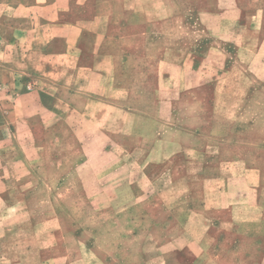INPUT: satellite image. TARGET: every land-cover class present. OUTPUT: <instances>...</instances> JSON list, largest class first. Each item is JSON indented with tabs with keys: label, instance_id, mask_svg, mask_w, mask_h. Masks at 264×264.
<instances>
[{
	"label": "rangeland",
	"instance_id": "374dc122",
	"mask_svg": "<svg viewBox=\"0 0 264 264\" xmlns=\"http://www.w3.org/2000/svg\"><path fill=\"white\" fill-rule=\"evenodd\" d=\"M237 1L241 8L234 0H188V8L157 27L127 24L117 7L96 17L93 0H52L51 17L76 23L66 34L82 47L81 63L97 52L113 56V73L92 72L93 90L76 93L119 105L79 102L72 121L55 127L64 132L59 140L42 138L51 120L35 121L38 161L28 163L22 185L12 173L2 191L8 208L2 222L11 230L0 240V261L179 264L198 251L162 247L179 235L186 215L206 209L203 200L226 188L240 202L232 214L219 210L222 221L214 218V233L204 236L213 260L206 263L264 264V232L248 231L264 230V0ZM16 61H29L33 71L18 75L17 94L40 77L56 79V72H38L44 65L37 58ZM112 84L127 88L125 101L106 91ZM126 112L147 118L141 129L153 136ZM203 160L209 166L202 169ZM255 182L257 191H245ZM255 195L261 204L249 207L245 201Z\"/></svg>",
	"mask_w": 264,
	"mask_h": 264
},
{
	"label": "crops",
	"instance_id": "0c3cea01",
	"mask_svg": "<svg viewBox=\"0 0 264 264\" xmlns=\"http://www.w3.org/2000/svg\"><path fill=\"white\" fill-rule=\"evenodd\" d=\"M51 2L52 0H0V240L5 238L11 230L10 226L2 222L8 210L7 199H4L2 195L3 188L7 186L8 178L12 173L17 183L22 185L24 183L23 171H29L28 163L34 164L38 161L37 157L39 156H36L35 150L32 151V148L37 144V139H39V134L33 128L35 121L38 119L44 123L51 120L46 124L42 138L59 140L62 139L64 132L56 130L55 127L68 125L72 121L71 116L78 112V110H74H76V105L79 102L86 106L100 104L112 109H117L115 106L119 105V102L115 100L107 98L102 100L100 98L90 99L76 93L77 89L82 87L88 93L93 90L92 72L100 71L107 75L112 74L114 71L113 56L109 52H97L91 55L89 62L81 63L82 47L75 38L66 34L70 27L76 23L70 20L64 23V20L59 18L55 20L51 17ZM93 2L94 16L106 17L110 15L109 12L113 7H117V9L124 11L125 22L132 26L143 24L158 27L174 19L176 15L188 8V0L186 2L182 0H93ZM234 2L236 8H241L237 0ZM103 9L105 10L103 11ZM58 25L64 28L63 33L57 29L56 26ZM22 58H37L40 64L44 65V69L38 72L42 74L56 72V79L43 81L44 77H40L42 80L36 81L37 84L33 89L23 94H17L22 89L18 75L33 72L29 61L26 63L16 61V59ZM54 59L57 60L58 65L54 63ZM106 91L118 92L122 95L123 101L127 96L126 87L112 84L106 86ZM71 97L73 100L67 102ZM35 98L39 99V102ZM24 99L26 102L22 110H19L17 104ZM5 107H7L6 110H4ZM126 113L139 125L140 131L145 132L144 134L150 133L153 136V133L146 128L141 129L144 123L148 122L147 118ZM161 130L162 124L157 130L158 136L154 135L157 141L163 139ZM171 142L174 141L171 140ZM48 146H50L49 142ZM178 146L176 153L183 148L180 144ZM48 153H51L50 150ZM51 162V159L46 160V167L50 166ZM205 163L209 166L208 162L203 160L202 169L206 167ZM257 187L256 182L248 183L245 184V191H250L251 194L252 191L258 190ZM190 198L189 201L194 200V196L190 195ZM238 198L237 192L235 195L227 194L226 188L221 190L217 196L209 195L203 200L206 209L196 208L192 214L186 215L184 225L178 232L179 235L171 240L166 247H162V252L167 253L186 247L198 252L195 257H186L178 261L179 264L211 263L212 259L209 258L211 254L208 252L210 247L205 242L204 236L214 233V230L210 229L213 224H216L214 218L222 221L226 217L225 214L219 215L220 209H229L232 214L234 204L240 202ZM22 201H24L23 198ZM245 203L249 207H256L261 204L257 195L250 196ZM252 216L259 221V216L255 215L254 212H252ZM201 222L204 223L203 226H200ZM220 223H225V221ZM228 223L234 224L232 221H228ZM243 227L235 225L234 229L236 232H242ZM175 228L172 224L168 230L171 232ZM248 231L264 232L263 229L254 228L248 229ZM181 238L184 239L183 243L179 241ZM204 248H206V252H204ZM36 249L45 250L42 247ZM192 255L194 256V254ZM45 261L43 258L34 264H44ZM21 262L20 259L8 260L6 258L0 261V264H21Z\"/></svg>",
	"mask_w": 264,
	"mask_h": 264
}]
</instances>
